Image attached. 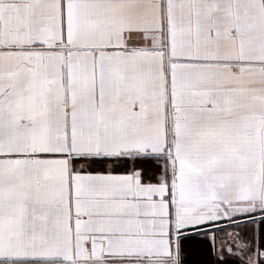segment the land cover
I'll list each match as a JSON object with an SVG mask.
<instances>
[{"label":"snow or ice","instance_id":"snow-or-ice-1","mask_svg":"<svg viewBox=\"0 0 264 264\" xmlns=\"http://www.w3.org/2000/svg\"><path fill=\"white\" fill-rule=\"evenodd\" d=\"M260 224L264 0H0V264H264Z\"/></svg>","mask_w":264,"mask_h":264},{"label":"crops","instance_id":"crops-1","mask_svg":"<svg viewBox=\"0 0 264 264\" xmlns=\"http://www.w3.org/2000/svg\"><path fill=\"white\" fill-rule=\"evenodd\" d=\"M132 162L127 161L123 163L118 169L124 171L126 168L130 169ZM230 230V229H229ZM255 238L259 240V250L264 251V224H260L258 227L254 226ZM250 233V237H251ZM255 238L253 239L252 251L256 252L257 247L255 244ZM220 241L216 242V247L219 249ZM258 262L264 261V257H256ZM218 256L215 252L211 251V242L202 236H192L183 242L182 249V264H217Z\"/></svg>","mask_w":264,"mask_h":264}]
</instances>
